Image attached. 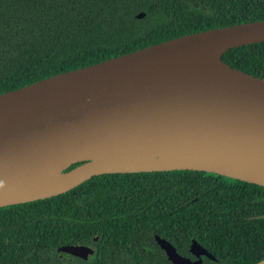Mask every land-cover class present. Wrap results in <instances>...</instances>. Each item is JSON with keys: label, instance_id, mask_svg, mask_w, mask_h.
I'll return each mask as SVG.
<instances>
[{"label": "water", "instance_id": "95a60500", "mask_svg": "<svg viewBox=\"0 0 264 264\" xmlns=\"http://www.w3.org/2000/svg\"><path fill=\"white\" fill-rule=\"evenodd\" d=\"M261 43L264 20L185 35L0 94V208L109 174L194 171L264 187V79L222 60ZM155 241L170 264L215 260L194 240V260Z\"/></svg>", "mask_w": 264, "mask_h": 264}, {"label": "trees", "instance_id": "16d2710c", "mask_svg": "<svg viewBox=\"0 0 264 264\" xmlns=\"http://www.w3.org/2000/svg\"><path fill=\"white\" fill-rule=\"evenodd\" d=\"M262 20L264 0H0V94ZM222 60L264 79V43L231 49ZM263 215L264 187L214 174L102 175L50 199L0 208V264H48L58 248L75 245L138 258L140 249H158L155 235L191 260L196 241L215 259L202 264H256L264 259V219H256Z\"/></svg>", "mask_w": 264, "mask_h": 264}, {"label": "flooded vegetation", "instance_id": "af4514ba", "mask_svg": "<svg viewBox=\"0 0 264 264\" xmlns=\"http://www.w3.org/2000/svg\"><path fill=\"white\" fill-rule=\"evenodd\" d=\"M155 237L156 235L153 236V240L158 249H140L139 252L141 255L138 258L136 257L137 251H111L109 253H104L103 250H96L90 246L75 245L87 247L92 251V253H82L81 257H76L62 253L58 248L57 255H53L52 257L48 258V264H170L165 253L156 243ZM93 242H98V238H94ZM176 252L182 256L177 250Z\"/></svg>", "mask_w": 264, "mask_h": 264}]
</instances>
